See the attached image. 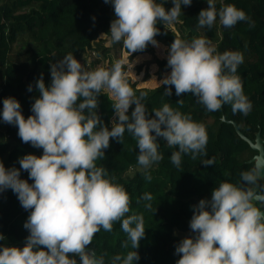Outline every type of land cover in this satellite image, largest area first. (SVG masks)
<instances>
[{"label":"clouds","instance_id":"clouds-1","mask_svg":"<svg viewBox=\"0 0 264 264\" xmlns=\"http://www.w3.org/2000/svg\"><path fill=\"white\" fill-rule=\"evenodd\" d=\"M104 2L114 9L115 19L108 32L112 42H122L134 53L149 44L158 46L157 22L173 24L181 14V5L190 6L192 0H172L174 6L170 10L156 0ZM207 3L208 8L197 17L198 28H211L217 17L225 28L248 20L246 13L234 5H224L217 12L214 0ZM243 62L240 52L215 54L204 38L190 43L175 39L167 57L171 72L160 85L174 86L177 96L191 93L209 112L230 104L234 114L247 115L252 104L243 92L240 77L235 75ZM50 74V86L45 85L43 75L35 81L39 96L27 119L15 98L2 102V121L16 126L21 141L42 149L43 154L24 155L18 161L20 169L33 181L31 184L20 178V170L6 169L0 162V193L11 189L22 208L30 212L24 224L29 232L25 246L0 245V264H78L76 257L79 264H105L102 256L97 257L96 251L90 250V245L101 229L111 232L116 222H120L127 236L122 247L130 244L134 251L114 255L111 264H134L140 259L137 249L145 237L143 216L128 215L129 194L106 178L107 170L98 167L96 161L105 157L111 139L120 142L127 131L137 142V161L142 168L149 169L163 159L158 151V137L168 147L178 148L170 160L179 168L182 154L193 160L206 154V128L167 103L153 109L154 118H149L141 102L144 94L136 96L119 61L110 69L98 67L89 71L68 53L51 65ZM28 91H33L32 85ZM101 94L112 102L111 130L97 115ZM164 94L170 96L171 87ZM253 161L252 169L241 173L239 185L221 182L212 189L211 199H201L192 206L189 227L193 235L177 244L175 254L180 258L176 264H264V185L259 183L264 180V156ZM201 163L211 166L214 159ZM145 179H152L148 172ZM152 199L150 193L140 198L148 202L144 205L147 209H151Z\"/></svg>","mask_w":264,"mask_h":264},{"label":"trees","instance_id":"trees-1","mask_svg":"<svg viewBox=\"0 0 264 264\" xmlns=\"http://www.w3.org/2000/svg\"><path fill=\"white\" fill-rule=\"evenodd\" d=\"M156 3L166 10L174 6L172 0H156ZM214 4L217 12L224 5H234L246 13L248 20L225 28L217 17L211 28H198L197 17L201 10L208 8V3L207 0H192L190 6L181 5V14L173 24L157 22L159 34L155 39L158 44L167 46L166 58H160L151 44L143 51L131 53L122 42H112L108 32L115 19L114 9L104 0H0V113L3 99L12 97L20 103L25 119L33 114L31 106L39 96L35 81L43 75L45 85L50 86L51 65L68 53L86 64L89 71L95 70L96 60L107 61L109 55L112 63L103 68L110 69L119 61L124 73L134 71L138 74L143 70L144 79L155 77L159 82L171 72L167 57L175 39L190 43L195 38H204L215 49V54L225 51L243 54L244 62L238 66L235 75L240 77L243 92L252 104L247 115L234 114L230 104L209 112L191 93L177 96L174 86L159 84L151 89L132 84L137 97L144 94L141 102L149 112V118H154L153 109H160L167 103L173 110L190 116L193 122L203 124L208 135L206 154L196 160L182 154L179 168L170 160L172 152L178 148L168 147L160 137L157 138L158 151L163 159L149 169L142 168L137 161V142L127 131L120 142L111 139L105 157L96 161L98 167L107 170L106 178L124 187L129 194L131 211L128 215L143 216L145 237L137 249L140 259L134 264H167L171 253L167 252L166 239L192 217V206L201 199H211L212 189L221 182L239 185L241 173L252 169L253 164L247 160L256 152L239 137L234 126L248 140L254 141L257 132L264 139V0H214ZM90 55L94 57L93 61ZM132 61L135 64H130ZM125 78L131 86L129 77L126 75ZM29 85L33 86L32 92L28 91ZM168 87L172 91L170 96L164 94ZM180 100L182 103H177ZM98 101L97 115L111 130L112 102L103 94ZM134 107H130L129 116ZM222 115L226 120L223 123ZM28 154L39 157L43 150L23 143L18 128L4 123L0 115V162L6 169L20 170V178L31 184L33 181L20 169L18 162ZM209 159H214L213 165L201 163ZM145 172L151 175L150 182L145 179ZM145 193L153 197L151 209L144 207L148 202L140 200ZM137 200H140L139 204ZM29 214L11 189L0 193V235L4 237L0 245L25 246L29 232L24 224ZM126 239L120 222H116L111 232L101 229L95 235L90 249L96 251L97 257L102 256L105 264H111L114 255L134 251L130 244L128 248L122 247ZM76 259L79 264V257Z\"/></svg>","mask_w":264,"mask_h":264},{"label":"rangeland","instance_id":"rangeland-1","mask_svg":"<svg viewBox=\"0 0 264 264\" xmlns=\"http://www.w3.org/2000/svg\"><path fill=\"white\" fill-rule=\"evenodd\" d=\"M172 27H170V28H172ZM210 47H212V46H210ZM151 48H153L154 52L157 53V55L160 58H166L167 53H164V51L167 49V46L165 44L160 43V44H158V46H153ZM89 58L92 61L94 60V57L91 56V55L89 56ZM87 59H88V57H87ZM87 59H86V61H87ZM136 62H138V61H136ZM80 63L87 70V65L86 64L84 65L82 62H80ZM111 63H112V57L109 56V55H107V61H103L102 59H99V60H96V62H94V69H97L98 67H103V65H105V64H111ZM132 63H133V61L130 62V64H132ZM133 64H135V63H133ZM142 71L143 70H140V73H138V74H135L137 72H134V71H130V72L129 71L128 72L126 71L125 72V74L130 79V84H131L130 87H132V84H135V86L138 87V88H145V87H147V88H151L152 89V88H156L160 84V82L157 81V79H155V77H152V78L149 77L147 79H144L143 78L144 76H143V72ZM149 74H150V72H149Z\"/></svg>","mask_w":264,"mask_h":264},{"label":"flooded vegetation","instance_id":"flooded-vegetation-1","mask_svg":"<svg viewBox=\"0 0 264 264\" xmlns=\"http://www.w3.org/2000/svg\"><path fill=\"white\" fill-rule=\"evenodd\" d=\"M263 151H264V145H263ZM252 158L253 157H251L250 159H248L247 160V163L254 164V162H250V160ZM259 183L261 185H264V180H261ZM257 206H260V205L258 204ZM190 220H191V218L188 219V220H186V222L181 226V229L179 231H173L171 233V237H169V238L166 239V242H167V252L171 253V255H169V260H168V263L167 264H176V261L180 258L178 255L175 254V248H176L177 244L183 238L190 237V236L193 235L191 233V230H190V227H189Z\"/></svg>","mask_w":264,"mask_h":264},{"label":"water","instance_id":"water-1","mask_svg":"<svg viewBox=\"0 0 264 264\" xmlns=\"http://www.w3.org/2000/svg\"><path fill=\"white\" fill-rule=\"evenodd\" d=\"M225 118L221 117V122H225ZM227 123H231V122H227ZM236 133L239 135V137L244 140L245 142L248 143L250 149H252L253 151H255L257 154L255 156H253V158L250 160V162H254V158L258 157V156H264V151H263V145H264V139L260 138V133L257 132L255 135V139L254 141L248 140L247 138H245L241 133H239L236 129V127L234 126ZM92 250V249H90Z\"/></svg>","mask_w":264,"mask_h":264}]
</instances>
